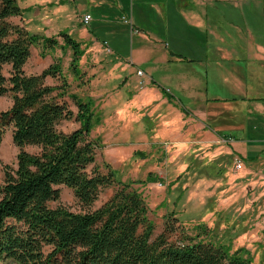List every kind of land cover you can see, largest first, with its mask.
<instances>
[{"label":"rangeland","instance_id":"obj_1","mask_svg":"<svg viewBox=\"0 0 264 264\" xmlns=\"http://www.w3.org/2000/svg\"><path fill=\"white\" fill-rule=\"evenodd\" d=\"M198 1L207 3L211 14L212 54L209 61L201 63L168 65L166 57L170 49L175 50L171 37L145 45L141 37L132 39L131 24L120 20L118 14L112 19L100 18L104 9L88 0H19L25 20L16 16L12 21L21 25L26 21L30 32L58 38L60 44L55 48L33 46L25 70L28 74L41 73L58 63L62 75L48 77L47 83L66 82L70 92L94 99L97 116H102L90 137L99 141L96 166L103 173L113 169L123 181L133 182V188L146 200L156 225L155 235L164 231L167 218L176 212L174 217L181 221H171L179 235L196 236L198 225H205L211 233L207 239L230 250L246 247L254 264H264V160H249V145L217 134L247 135L246 126L238 121V111L246 119L253 115L264 120V71L257 75L258 66L264 70V61L259 60L264 57V0H228L237 6L236 12L247 4V10H242L245 15L223 17L217 22L212 13L214 0ZM87 11L92 20L84 24L81 19ZM173 26L180 29V36L190 37L191 46L202 49L204 31L193 26L191 31L184 23ZM64 31L85 48L78 62L81 76L71 66L74 51L60 35ZM219 36L224 38L222 47L231 50L223 62L214 59ZM235 43L240 47L231 49ZM148 64L153 66L154 78L146 73L141 83L137 69ZM11 69L6 64L0 73L10 76ZM168 71L173 78L166 79L164 85L163 75L171 77ZM235 77L243 81L242 88L236 85ZM245 96L253 103L246 99V107L240 106L238 111L227 101ZM215 98L221 100H212ZM66 99L77 112L74 102ZM260 102L263 106L258 105ZM12 103L11 94L0 95V109H8ZM230 118L237 122H230ZM247 126L248 131L252 128V138L264 135L262 123L257 130L251 122ZM78 127L74 119L59 125L66 132ZM26 149L38 151L36 146ZM18 153L9 128L0 146V183L4 182L5 166H16ZM239 159L242 167L237 166ZM118 186L104 188L95 203L87 207L71 188L59 185L60 200L50 205H63L74 212L91 211L108 201Z\"/></svg>","mask_w":264,"mask_h":264},{"label":"trees","instance_id":"obj_2","mask_svg":"<svg viewBox=\"0 0 264 264\" xmlns=\"http://www.w3.org/2000/svg\"><path fill=\"white\" fill-rule=\"evenodd\" d=\"M16 16L23 20L19 0H0V72L4 65L12 66L10 76L0 73V95L13 98L11 107L0 109V146L12 128L13 142L19 148L16 166H5L0 183V264H254L246 247L230 250L207 239L211 233L205 225H198L196 236L179 235L171 221H181L174 217L176 212L167 218L164 231L155 235L146 200L133 182L123 181L113 169L103 173L96 166L99 141L90 137L102 116H97L94 99L70 92L66 82L47 83L48 77L62 75L58 63L41 73L25 70L33 46L55 48L58 38L30 32L12 21ZM170 21L168 35L175 44V50L169 51L172 59L209 61L211 24L203 30L180 20L191 31V26L204 31L200 50L173 26L181 23ZM60 35L73 49L71 66L81 76L78 62L85 48L68 32ZM73 119L78 128L70 132L59 128L63 121ZM248 145L249 160H264V141H248ZM27 146H36L38 151L30 152ZM115 184L119 186L111 198L91 211L50 205L60 200L59 185L71 188L80 203L90 207L104 188Z\"/></svg>","mask_w":264,"mask_h":264},{"label":"crops","instance_id":"obj_3","mask_svg":"<svg viewBox=\"0 0 264 264\" xmlns=\"http://www.w3.org/2000/svg\"><path fill=\"white\" fill-rule=\"evenodd\" d=\"M88 2L92 3L96 7H100L104 9L102 10V14L100 17L102 19H112L116 14H118V16L121 17L120 20H122L126 24H131L132 39L134 38V36L141 37L144 40L143 42L145 43L143 44L145 45L164 42V40L169 37L168 31H169V25L171 23L170 21L171 19L173 20V23L174 22L181 23L182 21L180 20L183 19L185 22L187 21V23L197 26L203 30H205V28L209 29V25H210L209 18L211 14L209 13L210 10L208 8V4L205 3L204 1L200 2L198 0H195L194 2H192L190 0H130V1L128 0H88ZM107 5H108V8H105ZM246 8H247V4H245L244 8H241V9L247 10ZM212 9H213V12H212L213 19L215 20V22L222 20L223 17L225 18L230 17V19H233L234 16L240 15L241 17H243L245 15V12H243L242 10H240V12L234 11L237 9V6H235L231 1H228V0H214ZM225 9H229V10L226 12L224 11ZM86 14H90L92 16L91 12L87 11L84 13L83 17ZM240 20L241 22H243L242 18H240ZM24 24H27L26 21L22 25ZM219 35H220V32H219ZM234 37L235 36L232 35V38ZM218 38L219 39L217 41H219V43L216 44L217 48H215L214 50V56L216 57V61L223 62L224 60H226L225 58H227L228 56V51H231V50H226L222 47V44L220 42L224 39L223 37L219 36ZM226 39L227 38H225L224 41H226ZM229 40H230V37H229ZM236 40H238L237 37H236ZM230 46L232 47L231 49H234V47H240L236 43L231 44ZM229 60H227V62H229ZM259 60L264 61V57L259 58ZM151 61L156 63L154 60H151ZM179 62L183 63L185 61L173 60L170 53L167 55L166 60H165V63H167L168 65L173 64V63H179ZM185 63H189V62H185ZM142 66H140V68L138 69H143L146 73H148L151 79L154 78V75L152 73L153 66L149 64L146 65V67L144 66L142 67ZM258 67H260L257 70V75L259 76V73H261L264 70H263V66H258ZM168 73H170V76H171L172 73L170 71H168ZM158 78L160 79V77H157V79ZM162 78L165 80L164 85H166V81H168L166 79L169 78L170 80L173 78V76L165 77V75H163ZM235 83L237 86L242 88L243 81L241 80V78L235 77ZM158 84H162V83H158ZM168 90L171 91L170 89ZM234 98L235 100H232ZM215 99H219V98H215ZM228 99H231L229 100L230 101L229 104L233 106H237L235 107V111H238L240 106L246 107V104H245L246 99H247V103H249L250 105L253 103V101H248L249 99L248 96H245L243 98L232 97ZM262 103L263 102H260L258 105L263 106ZM243 109H241V112L243 111ZM261 110H264V108H262ZM238 118H240L238 119V121H240V123L244 125L242 127L244 128L246 126L247 128V130L245 131L247 133V139L241 133L239 135L238 134L231 135L229 133L222 135L221 132L217 131V134L220 136V138H223L228 141L232 140L234 142L235 141L245 142L246 145H248V141H253V140L258 141V142L264 141V135H262V137H259L258 139L252 138L249 135L250 133H252V128L249 127L250 129L248 131V126H247V124L251 122L253 126V130L255 129L257 130L261 123L262 125H264V120L259 119V118L256 119V117L253 118V115H249L248 119H246L243 117V113H240L239 111H238ZM224 119L225 118H223V120ZM245 120H247V124ZM234 121L237 122L235 119L230 118V122H234ZM235 137L238 139H234ZM249 154H254V151L250 150Z\"/></svg>","mask_w":264,"mask_h":264},{"label":"built area","instance_id":"obj_4","mask_svg":"<svg viewBox=\"0 0 264 264\" xmlns=\"http://www.w3.org/2000/svg\"><path fill=\"white\" fill-rule=\"evenodd\" d=\"M92 20V16L90 14H86L82 21L84 24H89ZM137 75L141 78V83H144L145 82V77L147 76L146 75V72L143 70V69H137ZM263 155H264V149H263ZM237 166L238 167H242L243 166V162L239 159L238 163H237Z\"/></svg>","mask_w":264,"mask_h":264}]
</instances>
